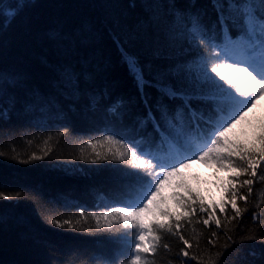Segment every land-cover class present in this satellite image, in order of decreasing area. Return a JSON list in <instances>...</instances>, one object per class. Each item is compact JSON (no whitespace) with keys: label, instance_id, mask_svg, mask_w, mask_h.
I'll list each match as a JSON object with an SVG mask.
<instances>
[{"label":"trees","instance_id":"obj_1","mask_svg":"<svg viewBox=\"0 0 264 264\" xmlns=\"http://www.w3.org/2000/svg\"><path fill=\"white\" fill-rule=\"evenodd\" d=\"M251 50L264 0H0V264H264L263 121L210 75Z\"/></svg>","mask_w":264,"mask_h":264},{"label":"rangeland","instance_id":"obj_2","mask_svg":"<svg viewBox=\"0 0 264 264\" xmlns=\"http://www.w3.org/2000/svg\"><path fill=\"white\" fill-rule=\"evenodd\" d=\"M210 71H212L210 73L211 76L218 79L225 78L229 84L233 83L237 94L236 97L238 100L240 99L243 105L242 112L251 109L247 115L249 117L252 116L253 112H257L264 126V51L250 52L245 56L227 54L225 57H220L218 63L211 66ZM252 119L245 118L241 123L234 122L236 129H244V132L240 130L238 133L242 134L241 136H244L247 140L253 139L259 132L257 128L259 126L255 125ZM205 149L199 148L198 154H202ZM196 160L200 161L199 159ZM201 165L202 163L190 162L187 165V169H182L184 173L182 172L181 174H184L183 178L186 180L189 178V172L191 171L188 169L195 170V173H198L203 180H194L193 177H190L188 180L196 187L193 189L198 190L199 187L201 196L206 195L209 198L217 199L220 194L216 193L217 189L220 188L219 182H216L218 178L215 175L211 176L213 171L209 166ZM175 171L174 169H165L163 181L154 188L147 201L139 208L126 213L132 219L139 220L145 226L149 218L161 216L164 207L173 209L177 205L176 197L172 194L173 186L175 185L172 179Z\"/></svg>","mask_w":264,"mask_h":264}]
</instances>
